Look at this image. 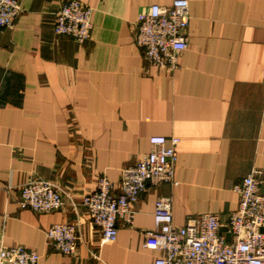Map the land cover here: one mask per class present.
I'll list each match as a JSON object with an SVG mask.
<instances>
[{
  "label": "crops",
  "instance_id": "1",
  "mask_svg": "<svg viewBox=\"0 0 264 264\" xmlns=\"http://www.w3.org/2000/svg\"><path fill=\"white\" fill-rule=\"evenodd\" d=\"M19 1L18 18L0 29V247L35 249L39 264H152L160 251L146 232L158 197L171 199L176 224L207 211L225 224L234 186L253 169L264 174V0H188L176 70L147 62L133 40L150 5L173 0H81L92 9L84 41L54 30L64 0ZM154 135L180 138L176 183L149 185L132 222L105 240L83 197L100 173L118 183ZM30 180L52 182L63 205L20 207ZM61 222L76 227L71 254L46 237Z\"/></svg>",
  "mask_w": 264,
  "mask_h": 264
},
{
  "label": "built area",
  "instance_id": "2",
  "mask_svg": "<svg viewBox=\"0 0 264 264\" xmlns=\"http://www.w3.org/2000/svg\"><path fill=\"white\" fill-rule=\"evenodd\" d=\"M21 10L19 0H0V29L11 26ZM91 17L92 9L86 3L64 0L56 12L54 30L84 41L91 33ZM190 20L188 0H173L170 5L154 3L137 19L134 43L142 49L147 62L176 70L180 54L188 46ZM179 141L176 136H152L150 150L121 169L118 183L104 173L97 175L95 189L84 195L82 202L91 221L100 227L103 239L116 240L119 222H132L133 204L149 185L176 183ZM234 190L238 194L237 207L225 224L217 213L209 211L189 215L184 223L176 224L171 199L158 197L154 228L146 232L147 244L160 251L152 264H264V174L253 169ZM16 202L37 212L53 211L63 205L61 192L48 180L25 182ZM222 226L226 230H221ZM46 237L62 253L71 254L76 248L73 223H54L46 230ZM39 259L37 250L21 244L0 247V264H39Z\"/></svg>",
  "mask_w": 264,
  "mask_h": 264
},
{
  "label": "water",
  "instance_id": "3",
  "mask_svg": "<svg viewBox=\"0 0 264 264\" xmlns=\"http://www.w3.org/2000/svg\"><path fill=\"white\" fill-rule=\"evenodd\" d=\"M221 230H226V227H225V226H222V227H221ZM227 238H228V239L230 238V235H229V234H227ZM5 263H6V264H10L9 261H5Z\"/></svg>",
  "mask_w": 264,
  "mask_h": 264
}]
</instances>
